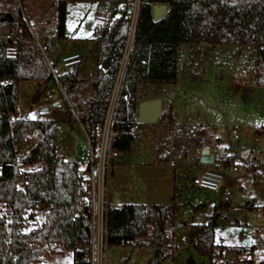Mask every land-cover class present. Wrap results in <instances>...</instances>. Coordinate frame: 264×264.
<instances>
[{"label": "trees", "instance_id": "1", "mask_svg": "<svg viewBox=\"0 0 264 264\" xmlns=\"http://www.w3.org/2000/svg\"><path fill=\"white\" fill-rule=\"evenodd\" d=\"M75 2L96 3L98 13L101 7L108 8L105 25L91 38L96 64L93 96L81 99L82 80L76 77L75 70L58 75L83 130L95 141L120 72L134 0H56L55 33L46 37L51 56L53 38L62 39L66 33L67 4ZM155 3L168 6L166 14L157 21L152 18ZM4 32L13 36H5ZM9 42H15L17 49L13 57L6 53ZM181 43L249 45L264 62V0L138 1L113 110L116 150L129 151L135 139L133 128L140 125L136 121L139 89L146 84L178 82ZM20 81L49 85L56 80L21 18L17 1L0 0V264H36L43 261L47 251H54L57 243L72 250L73 264H85L83 247L90 243L91 215L85 197L76 199L80 189L78 163L57 159L54 120L17 116ZM255 131L263 132L259 128ZM26 136L34 144L18 155L16 146ZM196 145L203 144L198 139ZM233 160V156H227L224 164L228 166ZM35 163L40 167L22 168ZM37 207L45 209L43 220L35 219L33 210ZM220 208L221 205L215 206L213 220ZM177 209L174 202L112 206L106 213V244L141 243L153 229L152 244L158 241L161 247L166 226L173 223ZM213 220L191 224L187 238L199 255L207 256L210 264H217L215 258L222 249L218 254L214 252Z\"/></svg>", "mask_w": 264, "mask_h": 264}, {"label": "rangeland", "instance_id": "2", "mask_svg": "<svg viewBox=\"0 0 264 264\" xmlns=\"http://www.w3.org/2000/svg\"><path fill=\"white\" fill-rule=\"evenodd\" d=\"M16 1L21 18L32 33L42 39L54 36L56 0ZM137 4L134 0L132 25ZM97 10L96 3H68L65 31L70 38L60 39L59 49L49 55L54 69L62 74L68 69L58 65L61 57L70 51L81 54L82 62L75 74L82 80L83 101L94 94L96 64L91 38L94 15H99ZM3 34L13 36L12 33ZM179 68L176 84H146L139 89L138 102L162 98L164 116L161 115L155 124L133 128L135 139L130 150L120 152L109 169L106 203L113 207L171 202L178 205L173 223L166 226V237L156 264H189L190 261L210 264L207 256L199 255L182 237H188L191 224L212 221L215 206L221 205L217 211L225 213L224 220H213L214 252L218 254L222 249L215 258L216 263L246 264L250 260L251 264H264V62L259 61L254 47L249 45L181 43ZM121 77H117L119 81ZM38 85L35 81L18 83L17 116L54 120L57 159H78L88 145L81 123L58 89L53 91L52 99L45 101L43 95L32 103ZM234 125L239 129L238 139L231 133ZM256 128L263 132L257 134ZM198 139L202 147L196 145ZM33 144L34 140L26 136L16 146L18 155ZM205 146L215 160L227 153L235 154V162L242 165V169L231 172L235 163L222 171L220 168L225 164L200 163V150ZM250 153L256 156L255 169L246 174L243 165ZM39 167V163L22 166L25 170ZM205 169L222 173L224 185L231 189L227 204L219 192L200 189L192 183V179ZM246 176H253L256 184L243 192L237 186ZM33 211L35 219H44V208L37 207ZM153 233L151 229L148 238L141 243L106 245L103 264H150ZM45 256L44 262L36 264H73L70 249L49 250Z\"/></svg>", "mask_w": 264, "mask_h": 264}, {"label": "built area", "instance_id": "3", "mask_svg": "<svg viewBox=\"0 0 264 264\" xmlns=\"http://www.w3.org/2000/svg\"><path fill=\"white\" fill-rule=\"evenodd\" d=\"M137 3L139 0H135ZM138 4L135 12V19L133 25L130 28L129 38L124 50L123 58L121 60V67L118 78L122 74V70L127 58V54L130 48L131 39L133 35V30L135 26V20L137 15ZM108 14V8L101 7L99 15L94 17L95 28L92 36L98 33L100 27L106 23V15ZM32 33V31H31ZM11 38V36H8ZM32 38L36 43L40 53L43 56V59L49 66L55 82L52 84V87L46 85L44 92L41 96L44 95V100H50L53 98V91L58 89L61 93L63 99L66 103L69 104L71 110L76 115L75 108L73 103L70 101L68 94L58 79V73L54 69V66L49 60L48 47L46 39L37 37L32 33ZM70 35L66 32L63 36V39H69ZM60 39L53 38L52 42L54 44V53L59 49L58 43ZM6 53L8 56L13 57L17 53L15 42L8 43L6 48ZM82 62L81 54L77 51H70L67 54H64L61 57L58 65L60 67H65L70 70L77 69L78 65ZM117 78L115 88L113 90L109 105L107 107L104 119L99 127L98 135L95 141H92L87 133L84 131L87 139V147L79 155L78 159H75L78 163L77 176L79 177L80 189L78 193L84 195L85 199L88 201L90 207L91 215V238L90 243L83 247V256L82 261L85 264H103V252L106 244V213L112 207L110 204L106 203L105 200V191H106V179L109 173V169L112 165V162L116 157H118L120 151L116 150L113 147V137H114V119H113V110L116 99V94L119 85V79ZM40 96V97H41ZM238 126L234 125L231 133L235 139H238L239 132ZM256 156L250 153L247 156L246 164L243 165V168L246 170V174L250 171V166L254 164ZM218 165L224 164V159L219 158L215 160ZM242 169V165L236 164L231 167L233 172H238ZM223 175L219 170H202L197 174L193 179L192 183L200 189L219 192L222 200L225 204L229 202L231 197V189L224 185ZM255 178L253 176H246L237 186L238 190L243 192L251 190L255 186ZM225 213L220 212L217 216V219L224 220ZM182 240L190 244L188 238L182 237ZM57 250H66L67 248L61 244L57 243L55 245Z\"/></svg>", "mask_w": 264, "mask_h": 264}, {"label": "water", "instance_id": "4", "mask_svg": "<svg viewBox=\"0 0 264 264\" xmlns=\"http://www.w3.org/2000/svg\"><path fill=\"white\" fill-rule=\"evenodd\" d=\"M168 10V6L164 3H155L152 5V18L154 21L162 18ZM72 71V70H70ZM46 83H40L34 95L32 96L31 102L35 103L38 101L40 96L45 90ZM162 114V99L160 97L144 99L138 102L136 109V121L139 124H155ZM67 161L74 162L75 158H68ZM199 161L202 164L209 165L213 162V157L208 155V149L202 148ZM84 195L76 193V199L79 201ZM158 241L152 244V250L150 253V264H156L160 256V247ZM189 264H194L192 261Z\"/></svg>", "mask_w": 264, "mask_h": 264}, {"label": "crops", "instance_id": "5", "mask_svg": "<svg viewBox=\"0 0 264 264\" xmlns=\"http://www.w3.org/2000/svg\"><path fill=\"white\" fill-rule=\"evenodd\" d=\"M94 17H95V15H94ZM44 40L46 39V38H43ZM77 70V69H76ZM162 99V98H161ZM82 129H83V127H82ZM204 147V146H203ZM207 149H208V155H210V156H212L213 157V162L215 161V156H213L212 155V153H211V151H210V149L207 147V146H205ZM202 149V148H201ZM201 151V150H200ZM200 154H201V152H200ZM227 156H233V158H234V160H233V162L231 163V164H237L236 162H235V154H233V153H227L225 156H223V157H219V158H222V159H225V157H227ZM199 157H200V155H199ZM199 159V158H198ZM256 160V159H255ZM212 162V163H213ZM220 166V165H219ZM229 166V165H228ZM228 166H226V165H224V168H220V170L222 171V170H227L228 169ZM218 167V166H217ZM250 171H252V172H254V169H255V167H254V164L253 165H251L250 166ZM231 172H233L232 170H231ZM45 256V255H44ZM48 256V255H47ZM47 256H45L44 257V259H43V262L45 261V258L47 257Z\"/></svg>", "mask_w": 264, "mask_h": 264}]
</instances>
